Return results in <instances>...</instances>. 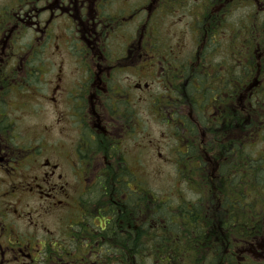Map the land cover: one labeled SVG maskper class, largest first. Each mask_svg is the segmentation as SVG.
<instances>
[{
	"label": "flooded vegetation",
	"instance_id": "1",
	"mask_svg": "<svg viewBox=\"0 0 264 264\" xmlns=\"http://www.w3.org/2000/svg\"><path fill=\"white\" fill-rule=\"evenodd\" d=\"M231 1L0 0V264H178V206L171 254L147 253L168 234L162 195L148 189V154L217 166L226 160L210 152L218 135L241 163L242 116L227 83L231 101L257 98L264 49L258 41L241 67L254 70L243 89L235 52L227 63ZM150 120L165 125L158 137ZM189 181L228 196L216 173Z\"/></svg>",
	"mask_w": 264,
	"mask_h": 264
},
{
	"label": "trees",
	"instance_id": "2",
	"mask_svg": "<svg viewBox=\"0 0 264 264\" xmlns=\"http://www.w3.org/2000/svg\"><path fill=\"white\" fill-rule=\"evenodd\" d=\"M254 73V70H251L250 68H246L244 70V75H243V89L247 88L250 85L251 82V77L252 73ZM217 153H225L226 155V160L225 162H221L219 165H217V177L219 180H223L227 177L233 176L237 170L239 169L240 163L239 164H232L230 162V159L236 156H240V150L238 148H235L233 146H230L228 143L222 144L221 140L219 141ZM248 158H250L248 156ZM204 173V169L202 165H197V164H188L184 168V172H182V175L185 176L188 180H190L193 177H196L199 174ZM203 184H206V181H204ZM198 185V184H195ZM206 204L203 200L197 201L196 203H185V205L179 207V214H180V219H179V226H182V224H185L183 221V217H185V221L187 222L186 225V232H182L183 238H191L195 234L197 236H204L205 235V230L203 228H200L203 226V215L206 213ZM189 229V230H188ZM168 232H170V226H167ZM193 230H196L193 232ZM170 237V235H169ZM183 242V239H182ZM177 253L179 257H182V252H186L187 255H190L195 252H199L204 248V245H200L196 247V249L192 246H189L187 244L183 243H177ZM165 248L167 253H171V243L169 239H165ZM210 264H215V262L211 261Z\"/></svg>",
	"mask_w": 264,
	"mask_h": 264
},
{
	"label": "rangeland",
	"instance_id": "3",
	"mask_svg": "<svg viewBox=\"0 0 264 264\" xmlns=\"http://www.w3.org/2000/svg\"><path fill=\"white\" fill-rule=\"evenodd\" d=\"M246 11L247 9H244V14L246 13ZM261 18H263V15H261ZM168 23H169L168 19L167 18L164 19L163 29L167 27ZM242 23L247 28H251L254 26L253 19H246ZM181 29H183L182 26H176V27L171 28V31L174 32V31H178ZM68 69L74 72L70 66L68 67ZM148 129L153 137L158 135V132L160 131L158 124H156V122L153 120L149 121ZM262 134H264V128H261L260 135ZM165 137L166 138L168 137L167 134H165ZM148 170L150 171L152 183L153 184L156 183L159 187H161V190L164 193V195L172 194V192L177 188H180V191H181L183 187L185 186L184 181L181 182L180 180H177L175 171L178 170V168L177 166L173 164L159 163L158 165H150L148 166Z\"/></svg>",
	"mask_w": 264,
	"mask_h": 264
}]
</instances>
